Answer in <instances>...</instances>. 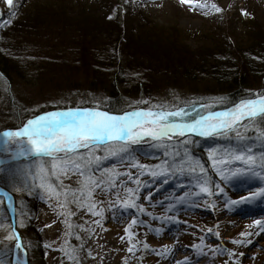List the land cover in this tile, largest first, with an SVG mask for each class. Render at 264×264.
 I'll list each match as a JSON object with an SVG mask.
<instances>
[{"label": "rangeland", "instance_id": "1", "mask_svg": "<svg viewBox=\"0 0 264 264\" xmlns=\"http://www.w3.org/2000/svg\"><path fill=\"white\" fill-rule=\"evenodd\" d=\"M63 4V0H13V7L9 8L4 0H0V38H3L0 44L13 45L23 56L30 53L36 56L34 67L38 69L28 74L22 72V78L12 76L11 80L0 75V133L16 130L23 126L26 119L49 112L92 109L97 105L100 109L106 108L103 103L106 102L107 94L102 91V87L109 84L116 69L109 62H104L108 56L107 50H114L111 55L113 58H109V61L125 68L126 76L122 79L127 82L126 89L128 87L132 92L128 100L130 105L123 110L148 109L154 105H165L171 109L183 107L190 112L188 120L197 111L208 113L209 110L201 105L212 104L214 107L217 105L214 101L219 98L214 94L219 89L212 71L204 68L206 73L198 78L196 75V80L192 73L185 76L178 67L166 69L164 66L168 63L176 65L175 62L181 66L185 45L199 50L204 42L218 44L220 42L216 41L225 38L234 45L251 44L254 40L249 41L252 38L249 32L256 25L264 30V0H192L191 3H181V0H73L75 14L70 15V19L63 16L57 21L53 20L52 17L57 14L55 11ZM38 5L43 10L48 6L53 8L46 12L50 17L46 26L54 27L53 30L39 35H27L25 31H4L5 19L16 17L17 13L22 16L25 10L32 11ZM86 5H93L100 10L97 21L87 12ZM213 5L221 11L216 12ZM101 22L111 25L118 23L121 27L137 24L134 26L140 32L136 33L137 36H131L135 37L133 39L136 42L129 49H122V45L115 43L114 37L109 36L114 34L108 31L109 34L105 35L92 32L95 38L89 43L88 31L98 29V25H103ZM63 24H67L65 29L58 30L60 26L64 28ZM156 44L161 47H153ZM208 45L211 47V44ZM136 49L140 50L139 54L143 57V68L128 60V53ZM145 60L152 65H147ZM25 71L28 72L27 69ZM139 83L152 85L153 88L145 92L138 90L141 93L135 95V86L143 87ZM91 84L95 89H89ZM252 87L254 92L260 88L258 93H264V81L257 80ZM191 101L196 102L195 108L190 107ZM251 130L253 132L248 139ZM259 135L264 138L258 132L257 123L246 121L243 125H237L235 130L213 135L223 136L225 142L208 150L206 164L198 152L189 150V145L172 144L191 138L190 135L164 142L145 139L136 144V148L131 144L129 152L122 154L123 159L120 156L110 157L95 169L96 177H100L104 169L119 173L113 177L116 187L108 189L105 186V191L96 189L92 197V202L96 204L93 211L102 212V217L91 214L86 207L77 208L76 204H69L67 209H62L57 199H49L40 187L42 181H50L61 192L67 186L77 189L83 177L72 173L68 177L61 176L62 185L50 175L42 177V164L51 169V162L47 158L43 161L34 156L14 158L12 151L17 149L15 142L6 145L0 137V188L15 197L17 229L23 246H26L30 264H264V231L256 225L257 220L264 224V200L256 199L232 210L225 204V199L239 200L241 196L249 194L250 189L264 186V180L250 172L232 174L236 169L248 167L235 159L234 153L248 154L247 150L251 148V154L259 162L264 154V148L258 146L262 142H256V136ZM246 139L247 146L238 145L245 143ZM136 151H141V158L133 156ZM157 151L164 154L161 163L146 160ZM97 154L103 155L104 152L100 150ZM210 154L212 159L209 158ZM188 157L198 161L203 172L199 167L195 171L191 170L186 163ZM6 160L8 162H4ZM236 160V166H230ZM133 163L147 165L148 168L144 170L146 173L141 174L140 169L132 166ZM159 165L167 168V175L162 178L160 175L150 186L140 181L141 188L138 190L134 181L142 175L152 177L148 172L158 171ZM217 169L227 179H223ZM129 172L132 174L131 180L124 175ZM166 179L168 182L164 183ZM216 179H219L223 193L212 197L200 193L198 185L205 180L215 190L218 184ZM179 182L183 183L182 188L177 187ZM128 189L134 190V194H130ZM63 199L61 196L60 200ZM126 199L134 201L139 207L125 209L123 201ZM11 203L9 199L0 198V225H3L0 226V264H22L19 251L15 248V238L6 239L12 234ZM211 203L215 207H209ZM139 208L144 211H139ZM67 211L74 215L59 214ZM66 219L70 228L64 223ZM133 219L137 223L130 229V241L125 229ZM95 221H100V224ZM209 229L212 231L209 232ZM234 240L239 243H232ZM45 245L47 255L42 257L40 246ZM133 245L135 247L129 252L128 249ZM166 247L169 249L167 252L164 251ZM72 248L77 251L74 258L70 259L66 253Z\"/></svg>", "mask_w": 264, "mask_h": 264}, {"label": "snow or ice", "instance_id": "2", "mask_svg": "<svg viewBox=\"0 0 264 264\" xmlns=\"http://www.w3.org/2000/svg\"><path fill=\"white\" fill-rule=\"evenodd\" d=\"M4 2L9 8L13 7V0H4ZM191 2L192 0H181V3ZM212 7L215 8L216 12L221 11L215 5ZM109 18L111 19V17ZM141 102L148 103L147 101ZM222 102V98L214 101V103ZM195 104V101L189 102L191 108H195ZM201 107L208 109V114L201 115L197 111L196 116L190 121L188 120L190 112L187 108L175 107L171 109L165 105H154L148 109L134 108L132 111H124L122 114H112L101 110L99 105L92 109L54 111L28 119L22 127L16 130L4 131L0 133V137H3L6 145L9 142H15V147L19 149L15 152L16 157L34 156L42 161L47 158L51 162V169L49 170L42 164L40 166L42 177L45 175L55 177L61 185L63 181L60 180V177H68L69 173L83 177L80 181V187L77 189L67 186L61 192L50 181L47 183L42 181L40 187L44 189L49 199L56 198L58 206L62 209H67L69 204H76L77 208L86 207L91 214L102 217V212L93 211L96 204L92 202V197L96 189L105 191V186L108 189L116 187L113 177L119 175L113 169H104L100 177H96L94 174L95 169L100 167L102 161L117 156L123 159L122 154L129 152L131 144L141 143L145 139L164 142L171 141L174 137H185L188 134L208 137L215 134H224L228 130H235L237 125H243L245 121L251 122L257 117L264 118V93H256L255 98L244 99L238 105L226 111L212 112L210 111L212 104H202ZM261 135H264V131L261 132ZM184 143L187 144L188 141L185 140ZM162 146L166 147V145ZM100 150H103V155L97 154ZM247 153L232 154L235 159L248 165L247 168L234 170L232 174L250 172L253 176L264 180V154L261 155L257 163V158L251 154V148H248ZM209 158L212 159L211 154ZM186 163H188L191 170L195 171V168L199 167L203 172L199 162L191 157H188ZM132 166L140 169L141 174L148 168L147 165L139 163H133ZM157 168L158 171L150 170L148 174L153 177L167 175V168L164 165H159ZM257 168L260 170L257 171ZM217 172L223 179H227L220 169H217ZM124 175L129 180L132 179L130 172L124 173ZM134 182L139 186V178ZM198 187L200 193H204L209 197L221 194L224 191L219 184L215 185V190H212L207 180ZM127 191L134 194L132 189ZM0 195L11 200L8 193H0ZM61 196L64 197L63 200H60ZM256 199L264 200V186L255 190L250 189L249 194L241 196L239 200L225 199V204L229 210H232L235 207L249 204ZM123 207L129 209L139 206L134 201L129 202L126 199L123 201ZM209 207H215V204L211 203ZM139 211L143 212L144 209L139 208ZM59 214L74 215L71 211ZM64 223L69 228L71 227L67 219ZM95 223L99 225L100 221H95ZM136 223L137 221L133 219L132 223L125 229L130 241L132 237L130 229ZM256 225L264 231V224H261L259 220L256 221ZM46 226L50 227V225ZM208 231L211 232L212 229ZM216 235L219 236V233L217 232ZM14 238L17 241L20 240L15 229L6 239L12 240ZM76 238L80 239L79 236ZM232 243L239 242L234 240ZM133 247L135 245L130 247L128 251L132 252ZM144 247L148 248L147 243L144 244ZM15 248L18 251L22 250V243H17ZM76 251L75 248H72L66 254L72 259ZM164 251L167 252L169 249L166 247ZM159 254L162 255L163 253ZM89 255L91 256V253ZM231 255H234V253Z\"/></svg>", "mask_w": 264, "mask_h": 264}, {"label": "trees", "instance_id": "3", "mask_svg": "<svg viewBox=\"0 0 264 264\" xmlns=\"http://www.w3.org/2000/svg\"><path fill=\"white\" fill-rule=\"evenodd\" d=\"M63 3L64 4L61 7L62 10L60 8L59 10L55 11L57 14H54V16L52 17L53 20L57 21V19H61V17L63 16L67 17V19H70V15L75 14L73 0H63ZM40 6L38 5L32 11L25 10L24 15L22 16L20 14L18 15L17 13L16 17H9L5 19L3 21L4 31L5 32L11 31V32H16V33L18 32L21 33L22 31H25L24 33H26L27 35H32V33H34V35H39V34L46 33V31L48 30H53L54 27L48 28L49 26H46V23L50 18L46 12L50 10V8L53 6L52 5L51 7L48 6V8L45 7L44 10L40 9ZM92 6L88 5L87 6L88 11L86 9L85 11H87L90 14V16H93L94 19H96L97 21V17L98 18L100 17L98 15L100 14V10L95 6L94 7ZM51 13H54V12H51ZM101 24L103 25H98L99 26L98 29H90L88 31L87 36L89 34L88 36L89 43L91 40H94L95 38L94 37L95 35H93L92 32L100 33V34L104 33L105 35V34H109L108 31H111L114 34V36L113 35H109V36L112 38L114 37L115 39L114 42L118 43L119 45H122V49L123 48L129 49L130 45L136 42L133 39L135 37L131 38V36L133 34L135 36L137 32H140V29L135 27L137 26V24H134L135 26L132 25L128 27H126V25L121 27L118 23L111 25L108 23L104 24L103 22H101ZM54 25L56 26V23ZM66 25L67 24L65 25L63 24L64 28L62 29V26H60L58 30L59 29L64 30ZM92 26L93 25H91V27ZM249 35H251L252 37L250 38L249 41L251 42L254 40L253 42H251V44L234 45L233 43H229L228 41H226L225 40L226 38H225L222 41H216V42H220L218 44H216L215 42L210 43L209 41H208L209 43L207 44L204 42V45L201 46L199 50L191 49L187 45H185L184 46L185 48L182 49L184 51V55H182L183 64L180 66L178 62H175L176 65L175 64L170 65L168 63L167 66H164V67L166 69H169V68L172 69V68L178 67V70L183 72L185 76L192 73L194 75L192 77H195V78H196V75H197V78L198 76H203V73H206V71H203L204 68H209L210 71H212L211 73L214 76V80L215 82H217V86L219 89V92L214 93L215 96H219V98L216 100H219L221 98L223 100L222 103H217L216 106L212 107L210 111L230 110L231 108L238 105L244 99L255 98V94L259 92L260 88L258 89V91L254 92L252 84L255 83L257 80L264 81V30L260 28L258 25H256L254 30L249 32ZM100 36H103V35H100ZM141 38L142 37H140V39ZM146 40H149V39H146ZM160 40L161 39H159L158 41ZM2 41H3V38H0V43ZM6 41L9 42L7 39ZM158 44L153 45V47L154 46L159 47V45H161V44L159 45ZM208 44H211V47ZM142 45L147 46L146 43H142ZM18 51H16L14 49V46L11 44L10 45H7V43H5L4 45L0 44V65L2 67L0 70V75L5 78H8V80H11L12 76H15V77L19 76L20 78H22L24 76L22 72H25L26 74H28L30 72L32 73L34 70L35 71L38 70V69H35L34 67L36 56H33L31 53L28 54L27 56H23L19 54ZM107 51H108L107 53L108 56H106V59H104L105 60L104 62H109L108 64L113 67L115 66L114 69L115 68L116 69L114 70L115 71L114 77L110 80V82L108 81L109 84L107 86L104 85L105 88L102 87V91H105V94H107L106 102L103 103L104 107H106L104 109L111 113L122 114L124 111H127V110H123V108L129 107L130 105V102L128 100L130 97L129 95L132 92L128 90V87L126 89V86H128L127 82L122 79V78H125L126 76L125 68L120 67V64L117 65L114 61L113 62L109 61V58L113 56L112 52H114V50L112 51L107 50ZM139 51L140 50L136 49V51L132 52L131 54L128 53L129 55L128 60L130 59V63L142 67L141 65H143L142 64L143 62L141 61H143V57L140 56ZM144 54L145 53H143L142 55ZM215 56L217 57L214 58ZM173 60L175 61L176 59H173ZM94 61L96 62L98 60L94 59ZM145 63L147 65H152L148 63L146 60H145ZM17 64L19 66H17ZM160 67L161 66H159V68ZM25 69H27L28 72H26ZM145 71H148V70H145ZM174 73H179V72L174 71ZM139 85L143 87L141 88L136 85L135 87L137 89L135 91V95H137L136 93H141L138 90H143V92H145L146 89L151 90L153 88L152 85L146 86V85H143L142 83H139ZM89 89H95V88L91 84L89 86ZM246 122H249V121H246ZM255 122L257 123L258 132L259 134H261V132L264 131V128H263L264 118L258 117L254 119L253 121H251V123L253 124ZM251 132L253 131L252 130L250 131L248 139L251 137ZM261 137L262 136L260 135L256 136V142H262V145H258V146L264 148V138H261ZM223 138H224L223 136H216V137H209V138H199V137L190 138L189 137L179 142H174L172 144L179 145V144L184 143L185 140H187L188 141L187 145H189V150L193 153L198 152L201 156V160L203 161L204 164H206L208 162L207 160L208 150H211L212 147H216L224 143L225 139ZM248 139H246L245 143H239L238 145L247 146ZM131 146L136 148V144H133ZM133 156L135 158H141L142 157L141 151L134 152ZM163 159H164V154L157 151L153 153L152 156H149V158L146 160L152 161L154 163H161ZM237 163L238 161L236 160V162L231 163L230 166L233 165L234 167L236 166ZM225 170H228V169L226 168ZM145 173L146 172H144V174ZM162 176L163 175H161V178ZM159 177L160 175L157 176L156 179L150 182L149 180L153 179L154 178L153 176L146 177L145 175H142L141 177H139V179L140 181L144 182L145 186H150ZM167 179L165 180L164 183L168 182ZM181 182L177 184L178 188H182L183 183ZM215 182L220 184L219 179H216ZM163 184L159 185L157 189L162 187ZM137 187H138V190H140L141 186L137 185ZM45 248H47V245H45V247L40 246L39 253L41 254L40 256L42 257H45L47 255Z\"/></svg>", "mask_w": 264, "mask_h": 264}, {"label": "water", "instance_id": "4", "mask_svg": "<svg viewBox=\"0 0 264 264\" xmlns=\"http://www.w3.org/2000/svg\"><path fill=\"white\" fill-rule=\"evenodd\" d=\"M0 193H8V194H10V197H11V199H12V201H13V205H14V197L12 196V194L10 193V192H7V191H0ZM0 197H3V198H5V196H3V195H0ZM12 225H13V229H15V231L17 232V230H16V222H15V218H13V221H12ZM18 233V232H17ZM17 243H21V241L19 240ZM24 264H28L27 263V261H26V256H24Z\"/></svg>", "mask_w": 264, "mask_h": 264}, {"label": "bare ground", "instance_id": "5", "mask_svg": "<svg viewBox=\"0 0 264 264\" xmlns=\"http://www.w3.org/2000/svg\"><path fill=\"white\" fill-rule=\"evenodd\" d=\"M16 151H19V149L17 148V149H14V150L12 151V155H13V157H14V158H22V157H16V156H15V152H16ZM25 157H27V156H25Z\"/></svg>", "mask_w": 264, "mask_h": 264}]
</instances>
